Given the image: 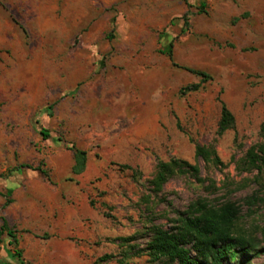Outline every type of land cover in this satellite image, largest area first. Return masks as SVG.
Here are the masks:
<instances>
[{"label": "rangeland", "instance_id": "rangeland-1", "mask_svg": "<svg viewBox=\"0 0 264 264\" xmlns=\"http://www.w3.org/2000/svg\"><path fill=\"white\" fill-rule=\"evenodd\" d=\"M188 2L185 25V0H0V218L27 264H148L151 227L197 198L235 201L237 225L262 239L264 183L236 164L264 142V0ZM170 44L176 64L212 79L180 95L200 77L160 53ZM220 101L235 126L218 136ZM192 140L214 143L223 165ZM74 148L87 153L78 175ZM171 158L202 181L174 176L155 194L157 161ZM260 245L250 264H264ZM12 253L2 235L0 264Z\"/></svg>", "mask_w": 264, "mask_h": 264}, {"label": "trees", "instance_id": "trees-1", "mask_svg": "<svg viewBox=\"0 0 264 264\" xmlns=\"http://www.w3.org/2000/svg\"><path fill=\"white\" fill-rule=\"evenodd\" d=\"M188 7L184 14V24L188 25V16L193 14L190 10L192 5L185 0ZM204 3L197 8L198 12L203 11ZM109 37H112L111 34ZM243 48L242 50H248ZM166 54L173 65L179 66L172 59L171 44L168 50H160ZM183 69L200 77L199 82L192 83L180 88V95L199 90L202 85L211 80V75L203 70L189 67ZM235 118L223 101H220V115L217 122L216 133L223 135L227 130L233 129ZM261 132L264 136V120L261 124ZM44 139L49 137L46 129L41 130ZM193 141V140H192ZM195 156L204 161L205 164L219 167L223 165L215 144H201L193 141ZM73 174H81L86 168L87 153L83 149L74 148ZM236 168L241 172L254 173L257 182L264 183V142H258L249 146L243 157L237 162ZM41 174L47 176V172L42 167L33 168ZM189 174L197 181H202L199 166L183 159L171 158L163 161L158 160L155 171L149 184L155 194L161 192L165 183L174 176ZM5 198L4 206L11 200L5 193H1ZM251 198L246 201L252 205ZM240 205L235 201H224L219 204L211 203L205 198H197L189 203L183 211H176L173 225L169 228L154 225L147 236L145 246L140 250L149 257L148 264H250V257L257 255L264 244L263 237L258 240L255 236L248 234L243 228L237 225L240 218ZM16 230L10 227L4 217L0 218V242L1 236L8 237V245L12 246L13 253L11 259L14 264H27L22 258V252L18 248V237ZM122 241H128L122 238ZM113 256L105 254L98 257L92 264H103Z\"/></svg>", "mask_w": 264, "mask_h": 264}]
</instances>
